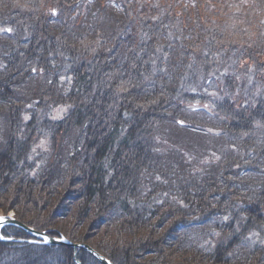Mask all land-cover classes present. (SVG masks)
I'll use <instances>...</instances> for the list:
<instances>
[{"label":"trees","instance_id":"trees-1","mask_svg":"<svg viewBox=\"0 0 264 264\" xmlns=\"http://www.w3.org/2000/svg\"><path fill=\"white\" fill-rule=\"evenodd\" d=\"M0 209L115 264H264V0H0ZM67 250L101 264H0Z\"/></svg>","mask_w":264,"mask_h":264},{"label":"water","instance_id":"water-1","mask_svg":"<svg viewBox=\"0 0 264 264\" xmlns=\"http://www.w3.org/2000/svg\"><path fill=\"white\" fill-rule=\"evenodd\" d=\"M10 224L18 225L19 227L26 230L30 235L43 240L45 243L66 245V246H69L72 248H81V249L89 252L90 255L95 257L102 264H108V262H110V264H114L109 258H107L106 256H104L101 253H99L98 251H96L92 246H90L87 243L73 242V241H71L65 237H62V236H60V237L53 236L50 233H47L46 231L36 230L33 227L21 222L20 220H18L15 217L12 218L7 225H10ZM100 258H103V259H100Z\"/></svg>","mask_w":264,"mask_h":264},{"label":"snow or ice","instance_id":"snow-or-ice-1","mask_svg":"<svg viewBox=\"0 0 264 264\" xmlns=\"http://www.w3.org/2000/svg\"><path fill=\"white\" fill-rule=\"evenodd\" d=\"M7 31L11 32L12 30L8 29ZM33 71H35V69H33ZM122 90H126V89H122ZM180 123L182 124L183 122L181 121ZM12 218H14V213L9 212L7 215L0 214V228H3L5 225H7ZM224 219L227 220V217H225ZM216 235H219V233H216ZM6 238H10V237H5L4 235H0V239H6ZM63 264H81V261L73 253L72 250H67L63 257ZM108 264H110V262H108Z\"/></svg>","mask_w":264,"mask_h":264},{"label":"rangeland","instance_id":"rangeland-1","mask_svg":"<svg viewBox=\"0 0 264 264\" xmlns=\"http://www.w3.org/2000/svg\"><path fill=\"white\" fill-rule=\"evenodd\" d=\"M10 212L11 213H14V210H11ZM0 213H3V210L2 209H0ZM14 217L16 218L15 213H14ZM16 238L17 239H24L23 237L22 238H19L18 236Z\"/></svg>","mask_w":264,"mask_h":264}]
</instances>
